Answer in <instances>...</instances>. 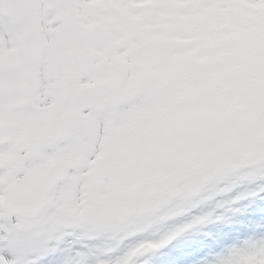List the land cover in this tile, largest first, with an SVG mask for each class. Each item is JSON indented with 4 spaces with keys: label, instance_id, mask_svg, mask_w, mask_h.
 Here are the masks:
<instances>
[{
    "label": "snow or ice",
    "instance_id": "obj_1",
    "mask_svg": "<svg viewBox=\"0 0 264 264\" xmlns=\"http://www.w3.org/2000/svg\"><path fill=\"white\" fill-rule=\"evenodd\" d=\"M264 0H0V264H264ZM257 215L241 221L249 206Z\"/></svg>",
    "mask_w": 264,
    "mask_h": 264
},
{
    "label": "rangeland",
    "instance_id": "obj_2",
    "mask_svg": "<svg viewBox=\"0 0 264 264\" xmlns=\"http://www.w3.org/2000/svg\"><path fill=\"white\" fill-rule=\"evenodd\" d=\"M224 15L226 17V22L223 28L227 29L228 37H244L249 35L251 32L262 29L264 30V19H254L252 16L247 14H241L238 9H225ZM253 214V218H254ZM193 257V256H192ZM156 264H165V261L158 259ZM175 261V264H179V260L174 254V251L170 253V262ZM187 259H182L181 261L186 262ZM142 261V260H141ZM140 261V262H141ZM196 261V260H195ZM195 261L193 263H195ZM185 263V264H193Z\"/></svg>",
    "mask_w": 264,
    "mask_h": 264
}]
</instances>
